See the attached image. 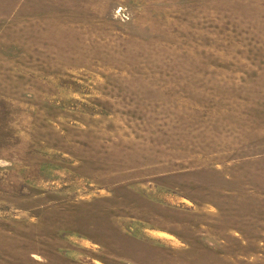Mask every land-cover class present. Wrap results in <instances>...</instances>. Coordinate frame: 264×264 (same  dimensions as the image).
<instances>
[{
  "label": "rangeland",
  "instance_id": "rangeland-1",
  "mask_svg": "<svg viewBox=\"0 0 264 264\" xmlns=\"http://www.w3.org/2000/svg\"><path fill=\"white\" fill-rule=\"evenodd\" d=\"M0 264H264V0H0Z\"/></svg>",
  "mask_w": 264,
  "mask_h": 264
}]
</instances>
